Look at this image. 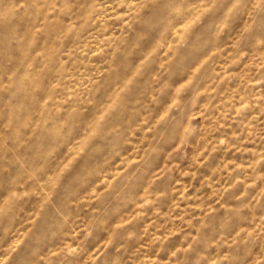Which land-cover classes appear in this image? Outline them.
<instances>
[{"label": "clouds", "instance_id": "clouds-1", "mask_svg": "<svg viewBox=\"0 0 264 264\" xmlns=\"http://www.w3.org/2000/svg\"><path fill=\"white\" fill-rule=\"evenodd\" d=\"M0 264H264V0H0Z\"/></svg>", "mask_w": 264, "mask_h": 264}]
</instances>
